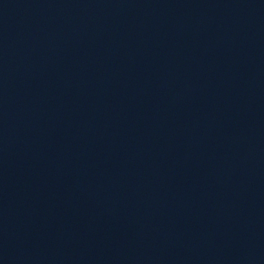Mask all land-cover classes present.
<instances>
[{"label": "water", "instance_id": "95a60500", "mask_svg": "<svg viewBox=\"0 0 264 264\" xmlns=\"http://www.w3.org/2000/svg\"><path fill=\"white\" fill-rule=\"evenodd\" d=\"M0 264H264V0H0Z\"/></svg>", "mask_w": 264, "mask_h": 264}]
</instances>
